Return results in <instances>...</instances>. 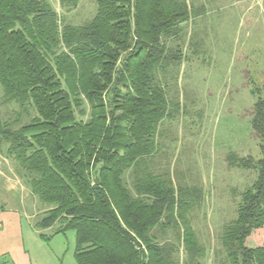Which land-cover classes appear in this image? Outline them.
<instances>
[{"label":"trees","instance_id":"trees-1","mask_svg":"<svg viewBox=\"0 0 264 264\" xmlns=\"http://www.w3.org/2000/svg\"><path fill=\"white\" fill-rule=\"evenodd\" d=\"M95 3L73 24L49 0H0V104L14 105L0 116V145L43 203L33 228L46 242L74 229L77 264H202L193 218L204 188L172 169L162 141L181 109L169 87L196 11L188 0ZM252 124L264 139L263 100ZM228 161L259 177L216 262L264 264V157Z\"/></svg>","mask_w":264,"mask_h":264},{"label":"rangeland","instance_id":"rangeland-1","mask_svg":"<svg viewBox=\"0 0 264 264\" xmlns=\"http://www.w3.org/2000/svg\"><path fill=\"white\" fill-rule=\"evenodd\" d=\"M49 1L73 24L96 12L95 0L67 7ZM188 2L197 15L184 24L185 55L169 87L179 95L181 109L165 121L162 129L170 139L162 141L172 169L204 188L193 225L207 247L202 264H218L224 226L237 217L243 193L259 177L253 165L234 166L228 156L234 153L252 164L264 157V139L252 124L257 101H264V0ZM3 93L0 83V101ZM12 108L0 104V116ZM7 148L0 145V264H77L74 229L48 242L38 237L33 225L43 203L18 174Z\"/></svg>","mask_w":264,"mask_h":264}]
</instances>
